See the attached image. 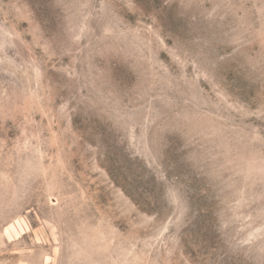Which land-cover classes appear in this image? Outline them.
Masks as SVG:
<instances>
[{"label": "rangeland", "instance_id": "rangeland-1", "mask_svg": "<svg viewBox=\"0 0 264 264\" xmlns=\"http://www.w3.org/2000/svg\"><path fill=\"white\" fill-rule=\"evenodd\" d=\"M0 264H264V0H0Z\"/></svg>", "mask_w": 264, "mask_h": 264}]
</instances>
